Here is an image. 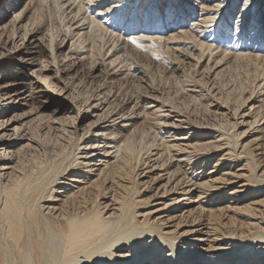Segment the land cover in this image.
Returning a JSON list of instances; mask_svg holds the SVG:
<instances>
[{"label": "bare ground", "instance_id": "obj_1", "mask_svg": "<svg viewBox=\"0 0 264 264\" xmlns=\"http://www.w3.org/2000/svg\"><path fill=\"white\" fill-rule=\"evenodd\" d=\"M147 1L0 0V264H264V0ZM143 56L209 71L180 95L207 122L143 92ZM139 186L190 229L137 214Z\"/></svg>", "mask_w": 264, "mask_h": 264}, {"label": "rangeland", "instance_id": "obj_2", "mask_svg": "<svg viewBox=\"0 0 264 264\" xmlns=\"http://www.w3.org/2000/svg\"><path fill=\"white\" fill-rule=\"evenodd\" d=\"M150 0H148L146 3H148ZM164 2H162L161 4H163ZM143 9V8H142ZM175 55V54H174ZM147 56H150V55H147ZM147 56L144 58L143 57H140V58H143V59H140L141 62H143L144 66H145V70H146V73H145V76H141L139 78V84L141 87V89L143 90V92H145L147 95L148 94H154V95H162L161 97L162 98H166L165 100L176 107H180L179 109L181 110H186L185 111V114L190 117L191 119H193L194 121L196 119H200L199 121H195V122H200V123H204L207 122V118L205 116H207L204 112H206L207 110L205 109L206 106H203L205 105L204 103L206 102V100H203L201 99L200 101H197L198 103L194 104L193 102L194 101H190L187 102V101H182L181 100V90L183 88V83L185 82L186 83V79L190 78L191 79H197L200 84H202V89L204 90V92L208 91V87L210 88L211 85L213 84H209L210 80H209V71H206L208 72L207 73V76H206V72H203L202 68H201V74H197L195 72L196 69H193L194 67L191 65L193 62H190V65L189 62H186L184 61L182 63L183 67H187V69L185 68V71H184V74L185 75H182L180 74L179 72L177 73H172L169 68L167 67V65L165 63H158V62H152V60L150 61L151 57H148ZM173 55H171L172 57ZM174 57V56H173ZM149 59V60H148ZM148 63V64H147ZM185 63V64H184ZM188 63V64H187ZM164 64V65H163ZM242 68H241V67ZM161 68V69H160ZM191 68V69H189ZM235 68V69H234ZM149 69V70H148ZM242 69V70H241ZM161 70V71H160ZM251 70V72H250ZM5 72V70H3ZM11 71V70H10ZM3 72V73H4ZM195 72V73H194ZM11 73V72H10ZM8 73H4V78L0 77V80L4 79V80H8L7 83H12L14 82V80L12 79V75H8ZM195 74V75H194ZM205 74V75H204ZM253 74V71L252 69H250V67L248 66V64L246 62H241L240 64L236 66H233V67H230L222 72H220V74L217 75V77H215V79L213 80L212 83H214V88L219 90L220 93H230L231 91H233L234 89L237 90L236 92H239L240 89L246 87L247 85L251 84V82L253 81V78H252V75ZM256 74H258V72L256 71ZM170 76V77H169ZM190 76V77H189ZM199 77V78H198ZM209 77V78H208ZM247 79H246V78ZM183 78L185 81H183ZM208 78V79H207ZM179 79V80H178ZM138 80V79H137ZM241 83H240V82ZM124 84L121 85V86H125L126 84V87L125 88H129V89H133L134 86H133V83H130V81H122ZM245 82V83H244ZM1 83V82H0ZM151 83V84H150ZM166 83V84H165ZM247 83V84H246ZM10 85L8 88H10L11 90H14L13 89V85ZM205 84V85H204ZM241 84V85H240ZM148 85V86H147ZM153 85V86H152ZM210 85V86H209ZM243 85V86H242ZM246 85V86H244ZM145 86V87H143ZM150 86V87H149ZM230 86V87H229ZM235 88H234V87ZM157 88V89H156ZM221 88V89H220ZM224 88V89H223ZM180 89V90H179ZM228 89H230L228 91ZM232 89V90H231ZM239 89V90H238ZM145 90V91H144ZM163 90V91H162ZM235 90L233 92H235ZM152 91V92H151ZM223 94H220V95H223ZM219 94L217 96H220ZM13 101L17 100V103L15 104H20L19 102H21V96L19 95L18 97H15L13 96L12 97ZM176 100H180L181 103L177 102ZM172 102V103H171ZM176 102V103H175ZM3 103L0 102V106L2 105ZM187 104V105H186ZM190 104V105H189ZM199 104V105H198ZM202 104V106H201ZM179 105V106H177ZM196 108H194V106ZM197 105V106H196ZM182 106V107H181ZM184 106V107H183ZM204 107V108H203ZM22 108L21 111H23V109H27L26 106H18L17 107V110H20ZM184 108V109H183ZM192 108V109H190ZM194 108V110H193ZM200 108V109H198ZM51 110V109H50ZM190 110V111H189ZM197 110V111H196ZM199 110V111H198ZM206 110V111H205ZM193 111V112H192ZM13 111H10L7 113L8 116H11ZM191 112V114L188 115V113ZM202 113V115H201ZM198 114V116L196 115ZM204 115V116H203ZM197 116V118H196ZM201 118H200V117ZM199 117V118H198ZM203 118V119H202ZM94 120V118H92V121ZM202 121V122H201ZM85 123H89L88 121H86ZM92 129V128H91ZM245 128H240L238 129L237 131H241ZM184 134H179L178 136H182ZM247 138L244 139V143L246 142ZM220 157V156H219ZM261 160V159H260ZM216 163V159H212L211 161V165L208 166V168H206V172H210L211 170H215L217 169V166L214 168V169H210L211 166L213 164ZM236 164V163H235ZM210 169V170H209ZM209 170V171H208ZM211 174V173H209ZM214 176V175H212ZM151 190L150 189H142L140 186H139V191L137 193V197L135 198L136 200L139 201V204L135 207L134 211L139 214V215H147L149 213V217H150V220L149 222L150 223H153L154 222H163L162 224H164V226H159V229L163 230V231H166V232H171V234L175 235V234H178V233H181L182 231H186L188 229H190L189 227H186L187 224L186 222L189 220V218H185V219H182L181 222L179 217L174 219V218H171V215L173 214H170L169 212H166L164 209H162L163 207V204L164 203H169L170 200H165L159 196H153V197H149L150 195L153 194V192H150ZM226 199H227V196L225 197V200L224 201H219L220 202V207H224L220 210V214H219V217L218 218H214L216 221L214 222V224L216 226H219L218 224L220 222H227L229 221L230 219H233L234 217H236V212H238L237 208H234L232 210L230 209H227L226 206H227V202H226ZM256 198L252 197L250 198L249 200H246L244 201L243 203L239 204V205H242V204H245V203H248L250 201H253L255 200ZM222 202V203H221ZM146 203V204H145ZM172 206V205H171ZM239 207V206H238ZM157 209H159L158 211H156ZM205 219H207L206 217L207 216H203ZM233 217V218H232ZM137 219L141 220L143 219L142 217H137ZM153 221V222H152ZM211 222V221H210ZM213 222V221H212ZM176 226V227H175ZM174 230V231H172ZM220 230V228H217L216 231L218 232ZM217 234V233H216ZM187 240H191L189 237L186 238ZM192 241V240H191ZM204 246H208V244L204 245Z\"/></svg>", "mask_w": 264, "mask_h": 264}]
</instances>
